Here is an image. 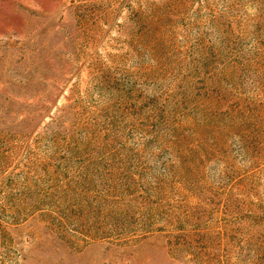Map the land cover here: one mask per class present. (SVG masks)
Wrapping results in <instances>:
<instances>
[{
	"label": "rangeland",
	"instance_id": "1",
	"mask_svg": "<svg viewBox=\"0 0 264 264\" xmlns=\"http://www.w3.org/2000/svg\"><path fill=\"white\" fill-rule=\"evenodd\" d=\"M0 264H264V0H0Z\"/></svg>",
	"mask_w": 264,
	"mask_h": 264
}]
</instances>
